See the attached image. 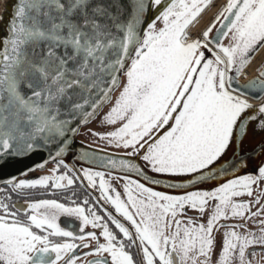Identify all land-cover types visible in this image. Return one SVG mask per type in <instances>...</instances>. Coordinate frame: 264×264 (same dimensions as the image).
<instances>
[{
  "label": "snow or ice",
  "instance_id": "snow-or-ice-1",
  "mask_svg": "<svg viewBox=\"0 0 264 264\" xmlns=\"http://www.w3.org/2000/svg\"><path fill=\"white\" fill-rule=\"evenodd\" d=\"M6 7L0 167L29 163L0 178V264L264 260V57L240 79L264 48V0H226L203 27L212 0Z\"/></svg>",
  "mask_w": 264,
  "mask_h": 264
},
{
  "label": "water",
  "instance_id": "water-1",
  "mask_svg": "<svg viewBox=\"0 0 264 264\" xmlns=\"http://www.w3.org/2000/svg\"><path fill=\"white\" fill-rule=\"evenodd\" d=\"M10 3H12V0H0V15H3V16H5V17L7 16L8 9H7L6 5H8V4H10ZM0 27H2V24H0ZM213 32H215V28H214ZM258 71H259V70H258ZM259 74H260V71H259V73H258L257 75H259ZM240 79H241V77H240ZM241 80H243V79H241ZM113 95H114V93H113ZM106 105H107V104H106ZM106 105H105V107H106ZM76 139H77L78 141H85L86 144H87L88 146H91V150H92V151H96V150H98V149H105V150H107V152H109V153H112V152H122V151L113 150V149H110V148H108V147H103L102 145L94 144V143H92V142H89V141H87V140H84V139H82V138L80 137V134H78V136H77ZM82 146H83V145H79V144H77V145H76V148H79V147H82ZM75 156H76V152H75V150H74V151L68 156L69 161H70V162H75L77 165H79V166H81V167H84V166H88V167L96 166L95 163L92 162V161H84V160H82V159H76ZM30 161L34 163V162H36V158H35V157H32V158H30ZM28 163H29V161H28V160H25V161L20 162L19 164H12V165H6V166H4V167H0V178H3V176H4L5 173H11V171H12L13 168H15V169H19V168L21 167V165H23V166H27ZM50 163H53V161L48 162V165H49ZM48 165H47V166H48ZM43 169H45V168H37L35 171H37V170H43ZM248 171H251V169H248ZM33 172H34V171H33ZM29 173H31V172H29ZM29 173H28V174H29ZM160 190H173V189H170V188L165 187V186H161V189H160Z\"/></svg>",
  "mask_w": 264,
  "mask_h": 264
},
{
  "label": "bare ground",
  "instance_id": "bare-ground-1",
  "mask_svg": "<svg viewBox=\"0 0 264 264\" xmlns=\"http://www.w3.org/2000/svg\"><path fill=\"white\" fill-rule=\"evenodd\" d=\"M225 0H214L212 2V7L209 8L204 14H203V18L200 20L198 27H201L202 24H205L208 21V17L209 15L213 12V10H215V8L217 6H219L222 2H224ZM264 57V48H261L256 55L253 57V60L251 61L249 67H248V75L241 76V79L243 80H247L250 76L253 75H257L258 71H257V66L260 64L261 62V58Z\"/></svg>",
  "mask_w": 264,
  "mask_h": 264
},
{
  "label": "rangeland",
  "instance_id": "rangeland-1",
  "mask_svg": "<svg viewBox=\"0 0 264 264\" xmlns=\"http://www.w3.org/2000/svg\"><path fill=\"white\" fill-rule=\"evenodd\" d=\"M214 0H212V2H213ZM226 2V0L224 1V2H222L219 6H217L216 8H215V10H213V12L209 15V17H208V21H210L211 19H212V14L221 6V5H223L224 3ZM207 21V22H208ZM215 28V27H214ZM214 28H213V30H214ZM259 73V72H258ZM114 95H115V93H114ZM105 108H107V105H106V107ZM87 128H93V127H95V128H97L98 130L102 127L101 125H99V124H97L95 121H93L92 123H90V124H88V126H86ZM103 127H105V128H107V127H109L108 125H104ZM80 137L82 138V139H84V140H87V141H89V142H92V143H94V144H98V145H102L103 147H108V148H110V149H113V150H121V151H123V149L122 148H118V147H116V146H114V145H110V144H108L107 143V141L106 140H102L101 138H99V137H96V136H93V135H89V134H85L83 131H82V133L80 134ZM38 173H40V172H38ZM38 173H32V174H38Z\"/></svg>",
  "mask_w": 264,
  "mask_h": 264
},
{
  "label": "flooded vegetation",
  "instance_id": "flooded-vegetation-1",
  "mask_svg": "<svg viewBox=\"0 0 264 264\" xmlns=\"http://www.w3.org/2000/svg\"><path fill=\"white\" fill-rule=\"evenodd\" d=\"M88 126V125H86ZM90 135V134H89ZM118 151H121V150H118ZM54 166V162L53 163H50L45 169L43 170H37V171H34V172H31L29 174H27L28 176H33V175H36V174H32V173H38V172H48L49 169H51L52 167ZM113 183L116 185L117 188H120L121 185H120V182L117 181V180H113ZM261 186H264V181H261ZM77 192L78 194H82L84 192V188L83 186H79L78 189H77ZM65 195V193L63 192H60L58 194V196L60 198H62L63 196ZM29 197H22V199H27ZM31 198H40V195L37 193V194H34ZM243 198L247 199L248 197L245 195ZM193 215H195V213H193ZM63 219V218H61ZM249 227H259V225H255V224H250ZM83 251V249H81ZM261 256H264V253L261 254ZM81 259H84L83 257H81ZM88 259H91V257H88ZM260 264H264V260H261Z\"/></svg>",
  "mask_w": 264,
  "mask_h": 264
}]
</instances>
